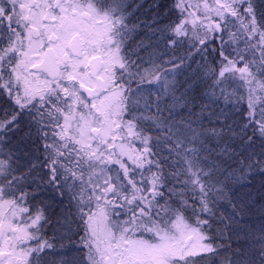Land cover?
Returning a JSON list of instances; mask_svg holds the SVG:
<instances>
[{
    "label": "snow or ice",
    "instance_id": "snow-or-ice-1",
    "mask_svg": "<svg viewBox=\"0 0 264 264\" xmlns=\"http://www.w3.org/2000/svg\"><path fill=\"white\" fill-rule=\"evenodd\" d=\"M0 264H264V0H0Z\"/></svg>",
    "mask_w": 264,
    "mask_h": 264
},
{
    "label": "trees",
    "instance_id": "trees-1",
    "mask_svg": "<svg viewBox=\"0 0 264 264\" xmlns=\"http://www.w3.org/2000/svg\"><path fill=\"white\" fill-rule=\"evenodd\" d=\"M259 225H258V223H257V227H258ZM229 243V241L225 238V246H227V244ZM226 255H227V253H226Z\"/></svg>",
    "mask_w": 264,
    "mask_h": 264
}]
</instances>
